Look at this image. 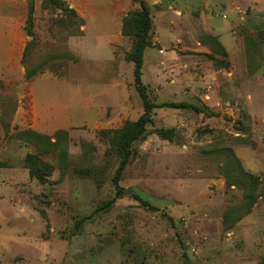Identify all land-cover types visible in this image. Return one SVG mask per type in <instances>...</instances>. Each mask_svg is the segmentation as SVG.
<instances>
[{"label":"rangeland","instance_id":"1","mask_svg":"<svg viewBox=\"0 0 264 264\" xmlns=\"http://www.w3.org/2000/svg\"><path fill=\"white\" fill-rule=\"evenodd\" d=\"M64 1L82 32L33 0L22 60L28 0H0V264H261L264 0H145L152 28L142 82L155 104L183 105L154 108L121 172V193L118 158L100 130L143 112L125 58L133 38L121 31L137 4ZM19 100L28 112L31 102L35 131L67 132L63 173L56 154H41L53 164L45 183L24 165L38 149L18 135L30 128ZM228 149L258 178L256 200L238 219L247 187L228 182Z\"/></svg>","mask_w":264,"mask_h":264},{"label":"trees","instance_id":"2","mask_svg":"<svg viewBox=\"0 0 264 264\" xmlns=\"http://www.w3.org/2000/svg\"><path fill=\"white\" fill-rule=\"evenodd\" d=\"M137 4V7L132 9L122 20L121 31L123 34L130 35L133 38L132 45L129 51L126 52L125 58L133 63V81L143 104L142 114L135 120L126 121L121 127L115 129H102L100 133L109 141V150L118 158V166L114 173V182L121 193L122 188L118 186V180L121 172L125 169L134 152V143L142 139L147 131V125L153 121L155 107L181 106L182 103L176 102H161L155 104L150 100L147 86L142 82L141 69L143 64V54L150 42V31L152 28V18L150 8L145 0H131ZM43 8L58 10L61 12L59 22L67 24L72 23L75 27L71 33H81L80 26L83 25V19L78 15L77 11L69 7L64 0H41ZM33 0H28L27 3V18L24 29L26 35L31 39L25 44L22 60H25L30 50L31 41L33 40ZM212 46H219L222 54L226 55L223 46L219 43L215 36H210ZM76 60V57H74ZM38 69L35 67L28 68L25 71V77L31 78L35 75ZM158 134L165 137L166 131L163 129L157 130ZM19 137L31 142L37 149L38 153H27L24 157V165L28 168L29 175L35 178L40 183H45L53 171V164L41 157V154L53 153L58 157L61 172L68 165L67 153V132L64 129H57L53 136L38 133L32 128H27L18 132ZM54 138L52 141L51 138ZM226 173L229 183L243 184L247 187L245 194L246 204L238 209L235 214L237 219L245 212H248L256 200V189L258 178L254 174L244 170L239 159L228 149L226 152ZM62 176V175H61ZM111 202V201H110ZM40 214L45 217V210L40 209ZM225 228L230 227L229 218L223 219ZM264 264V258L261 261Z\"/></svg>","mask_w":264,"mask_h":264},{"label":"crops","instance_id":"3","mask_svg":"<svg viewBox=\"0 0 264 264\" xmlns=\"http://www.w3.org/2000/svg\"><path fill=\"white\" fill-rule=\"evenodd\" d=\"M121 19H122V17H121ZM119 35H121L120 34V29H119ZM217 35V34H216ZM122 37V36H121ZM113 56H114V52L112 51V58H113ZM18 106L16 107V111H19V110H24V104L22 103V101L21 100H19L18 101ZM26 105H29L30 106V110H29V112L27 111V110H24L25 111V113H27L28 114V118H29V120H31L32 121V123H27L29 120H28V118L27 117H25L24 118V121L26 122V124H27V127H30V128H33V129H35V130H37V131H40V129H38V128H36L35 126H36V122H35V112H34V110H33V107H32V105H31V102L29 103H27Z\"/></svg>","mask_w":264,"mask_h":264}]
</instances>
